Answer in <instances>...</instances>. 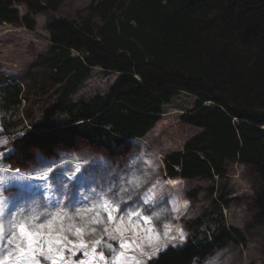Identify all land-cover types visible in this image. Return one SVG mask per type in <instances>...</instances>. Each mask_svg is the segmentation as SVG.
I'll return each instance as SVG.
<instances>
[{
	"label": "trees",
	"instance_id": "trees-1",
	"mask_svg": "<svg viewBox=\"0 0 264 264\" xmlns=\"http://www.w3.org/2000/svg\"><path fill=\"white\" fill-rule=\"evenodd\" d=\"M16 2L26 14L20 17L12 0H0V24L20 19L34 30L38 13L59 6L58 0ZM46 29L50 46L35 65L42 87L62 89L12 142L20 157L72 148L78 138L114 154L153 130L166 105L184 91L193 100L180 119L195 132L181 151L165 158V170L185 181L211 179L213 208L192 221L187 243L165 248L148 264H204L227 242L243 244L241 230L227 226L222 212L211 218L227 204L226 185L219 187L216 179L227 176L228 162L258 172L255 217L264 223V0H92L84 15L55 19ZM95 67L118 76L105 93L73 99ZM23 91L16 82L0 80V118L7 132L25 121L18 117ZM212 220L215 230L201 231Z\"/></svg>",
	"mask_w": 264,
	"mask_h": 264
},
{
	"label": "rangeland",
	"instance_id": "rangeland-1",
	"mask_svg": "<svg viewBox=\"0 0 264 264\" xmlns=\"http://www.w3.org/2000/svg\"><path fill=\"white\" fill-rule=\"evenodd\" d=\"M12 2L20 10V17L24 16L25 5L16 0ZM58 2L56 11L35 16L34 30L28 29L20 19L15 24H0V80H5L6 84L16 82L24 88L18 117L25 120L7 132L0 118V141H7L0 144V194L12 197L6 208L13 213L62 211L71 217L56 224L52 233L62 241L61 245L54 241V248L67 245L62 250L61 264H80L81 260H88L89 264H112L121 252L124 257L118 264H135V261L148 264L165 248L187 243L193 234L192 221L213 208V198L208 193V188L214 184L211 179L185 181L168 177L165 170V158L181 151L195 132L180 119L192 106L193 97L184 91L179 92L166 105L165 113L153 130L142 139L126 142L114 154L78 138L72 148L58 147L52 154L33 150L30 158L20 157L12 142L32 120L41 118L43 110L57 101L62 89V85L46 84L42 87V71L35 65L50 46L46 27L58 18L74 20L78 15H84L92 0ZM94 22L98 24L100 20L95 17ZM30 71L35 74H30ZM117 76L116 72L95 67L72 98L85 97L88 100L96 93L103 94ZM15 119L17 117L12 120ZM58 121L63 122L61 119ZM227 167V176L216 179L219 187L220 184L226 185L227 204L222 205L221 210L216 209L211 218L219 217L222 212L225 224L239 228L245 241L243 244L227 242L204 264H264V223L256 219L254 208L261 185L259 174L254 167L244 164L228 162ZM48 168L55 170L49 179L36 178ZM194 190L197 191L196 197L191 195ZM146 196L152 197L150 205L143 202ZM105 199L119 208V211H112L111 221L100 207ZM137 212L150 217L151 223H145L135 215L129 216ZM39 222H46L43 216ZM217 224L214 220L208 221L201 231L212 232ZM76 228L82 230L80 236L73 234ZM44 231L47 234L48 230ZM181 232L183 240L180 239ZM109 233L114 239L109 238ZM81 240L87 248H74ZM98 240L101 243L96 246L93 258L92 245ZM120 240L128 242L130 247L122 249ZM102 242L114 246L109 257L104 254ZM44 251L47 253V245ZM72 251L77 254L72 255ZM85 251L89 253L88 257L83 255ZM101 254L104 259H100ZM131 257H135V261ZM40 264H45V261L41 260Z\"/></svg>",
	"mask_w": 264,
	"mask_h": 264
},
{
	"label": "snow or ice",
	"instance_id": "snow-or-ice-1",
	"mask_svg": "<svg viewBox=\"0 0 264 264\" xmlns=\"http://www.w3.org/2000/svg\"><path fill=\"white\" fill-rule=\"evenodd\" d=\"M6 143L7 141H0V144ZM54 172V169L48 168L36 178L47 180L49 179L50 174ZM11 199V196L3 197L2 194H0V264H40L41 260H44L45 264H61L62 250L63 248H66L67 245H63L60 249L54 248V241L57 245H61L62 241L57 237H54L52 233L56 224L62 223L65 218L71 219V217L68 216L66 212L62 211L47 214L37 213L34 210H30L29 214H26L24 211L13 213L10 209L6 208V205ZM143 202L146 205H150L152 197L146 196ZM100 207L107 212L110 221L113 219L112 211H119L118 207L112 206L106 199L103 200ZM91 210L92 209H89V211ZM97 215H99V213H97ZM132 215H135L138 219H143L145 223H151V218L143 216L140 212L129 214L130 217ZM42 216L46 221L44 223L39 222ZM95 222L98 223L99 221ZM71 228L72 226L70 225L69 230H71ZM45 229L48 230L47 234H45ZM81 231L80 228H76L73 234L80 236ZM167 234L168 232L166 230L165 235ZM109 238L114 239L110 233ZM64 239H66V237ZM173 239H175V237H173ZM180 239H184L182 232L180 233ZM100 243L101 241L98 240L92 245L91 255L93 258L95 257L96 246ZM119 244L122 249L130 247L128 242L124 240H120ZM45 245H47V253L44 251ZM73 247L76 249H84L87 248V244L81 240L79 245H74ZM105 247L111 249L112 246L105 245ZM52 253H56V255H53ZM76 254V251H72V255ZM83 255L88 257L89 253L85 251L83 252ZM123 257L124 253L121 252L120 257L117 258V260H114L112 264H118L119 260ZM150 258L151 256H149V259ZM100 259H104L102 254ZM130 259L135 261V257H131ZM80 264H89V261L81 260ZM135 264H141V262L135 261Z\"/></svg>",
	"mask_w": 264,
	"mask_h": 264
},
{
	"label": "water",
	"instance_id": "water-1",
	"mask_svg": "<svg viewBox=\"0 0 264 264\" xmlns=\"http://www.w3.org/2000/svg\"><path fill=\"white\" fill-rule=\"evenodd\" d=\"M105 245H111L112 247H111V249H109V248H106ZM101 246L103 248L105 256L109 257L112 254V251H113V248H114L113 244L108 243V242H102Z\"/></svg>",
	"mask_w": 264,
	"mask_h": 264
}]
</instances>
